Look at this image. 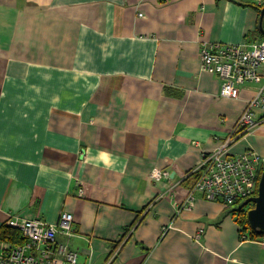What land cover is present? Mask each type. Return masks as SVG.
<instances>
[{
	"label": "crops",
	"instance_id": "crops-1",
	"mask_svg": "<svg viewBox=\"0 0 264 264\" xmlns=\"http://www.w3.org/2000/svg\"><path fill=\"white\" fill-rule=\"evenodd\" d=\"M259 6L0 0V229L67 212L73 232L57 242L77 264H264L236 219L244 203L197 194L183 207L192 171L264 83L222 97L200 50L264 41ZM254 112L261 124L230 151L264 159V107ZM154 169L168 177L155 182Z\"/></svg>",
	"mask_w": 264,
	"mask_h": 264
},
{
	"label": "built area",
	"instance_id": "built-area-1",
	"mask_svg": "<svg viewBox=\"0 0 264 264\" xmlns=\"http://www.w3.org/2000/svg\"><path fill=\"white\" fill-rule=\"evenodd\" d=\"M256 3L262 6L264 0H256ZM200 71L219 77L222 97L238 98L240 86L264 81V41L205 44L200 50ZM263 92L264 83L258 95L248 102L232 132L214 150L205 153L192 171L196 179L187 192L184 208L193 205L197 194L226 206L255 196L264 159L253 151L231 153L230 150L238 139L261 124L254 111L264 107ZM167 177L168 172L165 171L154 169L151 173L155 182ZM78 193L83 196V189H79ZM72 224L73 216L67 212L60 214L57 223L41 219L9 218L7 227L21 232L26 242L20 246L2 243L0 264H77L76 252L70 250L67 244L57 242L59 235H72ZM257 242L264 246V233Z\"/></svg>",
	"mask_w": 264,
	"mask_h": 264
},
{
	"label": "water",
	"instance_id": "water-1",
	"mask_svg": "<svg viewBox=\"0 0 264 264\" xmlns=\"http://www.w3.org/2000/svg\"><path fill=\"white\" fill-rule=\"evenodd\" d=\"M264 7L259 17V29L264 35ZM244 205H253V208L247 212V220L252 231L263 234L264 233V166L262 169L258 193L255 197L245 200Z\"/></svg>",
	"mask_w": 264,
	"mask_h": 264
},
{
	"label": "trees",
	"instance_id": "trees-1",
	"mask_svg": "<svg viewBox=\"0 0 264 264\" xmlns=\"http://www.w3.org/2000/svg\"><path fill=\"white\" fill-rule=\"evenodd\" d=\"M263 7H264V5L256 7L259 15L261 14ZM263 27H264V21H263ZM259 31H260V29H259ZM260 34H261L262 38L264 39V35L261 33V31H260ZM257 189L255 191V195L257 194ZM250 208H253V205H243L242 204L241 206L239 205L237 212L235 211L237 222L239 223L242 230L250 229L249 223L247 220V212L250 210ZM250 235L252 236V238H259L261 236V234H258L254 231H250ZM0 241L11 244L12 246H14V245H19V244L25 243L26 239L23 236H21L19 231L11 229L7 226H3L0 229Z\"/></svg>",
	"mask_w": 264,
	"mask_h": 264
},
{
	"label": "rangeland",
	"instance_id": "rangeland-1",
	"mask_svg": "<svg viewBox=\"0 0 264 264\" xmlns=\"http://www.w3.org/2000/svg\"><path fill=\"white\" fill-rule=\"evenodd\" d=\"M242 203H244V201H243ZM251 209H252V208H251Z\"/></svg>",
	"mask_w": 264,
	"mask_h": 264
},
{
	"label": "flooded vegetation",
	"instance_id": "flooded-vegetation-1",
	"mask_svg": "<svg viewBox=\"0 0 264 264\" xmlns=\"http://www.w3.org/2000/svg\"><path fill=\"white\" fill-rule=\"evenodd\" d=\"M254 197V196H253ZM251 209V208H250Z\"/></svg>",
	"mask_w": 264,
	"mask_h": 264
}]
</instances>
